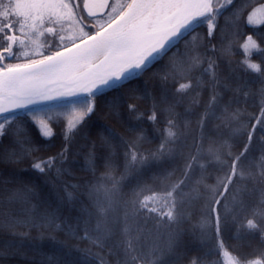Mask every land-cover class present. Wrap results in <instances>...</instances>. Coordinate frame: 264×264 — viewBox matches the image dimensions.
Returning <instances> with one entry per match:
<instances>
[{
  "label": "snow or ice",
  "instance_id": "6c2138e0",
  "mask_svg": "<svg viewBox=\"0 0 264 264\" xmlns=\"http://www.w3.org/2000/svg\"><path fill=\"white\" fill-rule=\"evenodd\" d=\"M97 6L111 9L107 19L98 17L89 8V0H83V10L87 11V15L79 16L76 12L81 8L78 0H0V165L14 166L28 161L29 167L38 173L47 176L55 172L58 182L68 157L67 143L55 156L37 157L34 141L27 130L16 123L18 110L35 120L36 113L42 109L39 106L29 108L28 105L52 99L38 85L66 77L81 91L87 92L86 96H79L70 102L82 108L79 113L73 111L67 120L70 132L94 111L98 94L141 75L155 61L167 55L172 47L177 46L178 49V43L184 40L185 50H177L175 55L180 59L174 61L170 68L172 73L187 82L180 83L176 88L179 96H173L171 100L164 94L161 96L169 114L161 143L157 149L145 152L141 148L142 132L131 140L121 138L125 145L124 170L117 177L114 173L119 165L111 155L115 134L107 130L100 137L99 147L108 153L103 161L106 171L95 182H89L80 194L86 197L87 202L77 210L75 232L73 224L58 208L39 203L34 186L19 177L0 174V233L19 237L22 242L25 238L32 239L30 231L36 229L40 233L38 239L60 242L55 235L57 232H65L73 238L76 232H80V239L89 245L80 250L85 255L95 256L98 264H161L163 257L176 254L181 241V226L189 218L186 207L190 200L185 197L183 187L193 180L199 167L200 178L194 181L192 193L194 198L204 200V209L201 219L190 230L192 236L205 244L213 255L223 253L226 264H261L260 260L247 259L240 251L244 246L242 240L231 245L224 238V233L232 225L238 237L258 232L264 243V143L260 145L258 161H250V156L246 155L252 149L256 127L259 125L264 129V80L255 92L239 83L232 87L229 77L222 75L218 59L224 60L230 73L235 71L227 58L232 40L244 35L245 25H264V3L251 12L245 11L249 7L248 0H116L115 4L110 0H100ZM221 19L227 33L221 28ZM67 21L80 26V35L68 37L70 43L65 44V36L60 35L58 29L62 31ZM205 26L206 35L201 37L198 30ZM217 33H220L222 41L229 34L232 38L219 57L216 56L217 45L211 42ZM45 35L50 37L46 45L47 53L37 52L29 57L27 51H19L20 48H27L29 42L35 43L34 36ZM189 36L191 39H186ZM37 47L45 46L37 44ZM241 48L245 55L241 62L244 70L264 76L261 65L251 61L254 53L264 54V47L252 35H247ZM21 57H25L22 62H11L20 61ZM96 60L99 64L94 63ZM100 68L104 69L103 74L95 71ZM193 73L199 75L194 76ZM168 79L169 73L165 72L162 80L167 82ZM205 86L209 99L199 116L198 126L203 133L206 121L219 120L217 129L221 126L230 131L243 129L246 142L238 154L231 151L228 141L222 137L213 139L201 135L193 145L194 151L183 155L185 133L174 110L187 97H191L189 110L199 105L200 92ZM224 90L232 93L230 100L223 99ZM72 92L69 89L61 95ZM253 96L259 98L258 115H248L246 108L239 106L241 98L246 103ZM127 108L133 114L137 112L135 104H129ZM245 117L255 120L251 130L244 123ZM148 119L157 120L155 108ZM38 127L44 137L53 134L44 120L38 122ZM6 137L10 138L7 146L2 143ZM205 140L208 144L206 148ZM261 140L264 141V137ZM96 147L93 143L88 157L93 174ZM177 153L185 163L181 176L175 182L169 183L168 176H164L160 181L164 186L143 199L141 194L148 186L138 182L131 196L124 198L121 194L124 181L137 175L150 161L171 158ZM201 161H207L213 171L223 173L217 176L215 185H204L203 195L200 185L207 176L205 164ZM12 183L18 187H7ZM76 191L75 187L68 191V186L61 184L57 189L58 199L66 206H74L76 197L73 193ZM257 194L251 216L244 215L250 207L249 201ZM34 200L37 202L33 203ZM13 204L20 207L13 210ZM226 246L233 248L237 254L231 255ZM93 249L96 251L93 252ZM19 252V245L13 247L12 242H6L0 247V258ZM191 264H198V261L193 259ZM199 264H219V261L211 260L205 254Z\"/></svg>",
  "mask_w": 264,
  "mask_h": 264
},
{
  "label": "trees",
  "instance_id": "16d2710c",
  "mask_svg": "<svg viewBox=\"0 0 264 264\" xmlns=\"http://www.w3.org/2000/svg\"><path fill=\"white\" fill-rule=\"evenodd\" d=\"M81 4V0H78ZM263 2L264 1H259ZM112 4H115L111 1ZM249 7L245 10L251 12L255 7L256 3L248 2ZM108 11L102 16L107 19ZM77 16L83 14L82 8L77 9ZM102 22V21H101ZM221 28L225 33L228 32L224 28V20H220ZM79 25L75 22L67 21L64 24L62 31L58 29L60 35L65 36V44L70 43L68 37H78L80 35ZM201 37L206 35V26L198 30ZM243 36L232 40L230 34L222 41L220 33H217L212 43L217 45L216 56L219 57L223 50L228 47L229 41L232 40L231 50L227 55V58L231 60V68L235 71L230 73L228 65L225 64L224 60L218 59L220 64L221 73L223 76H228L232 87H236L237 83L241 85H247V88L255 92L261 87V81L264 80V76L259 73H253L251 71H245L241 65V62L245 59L243 49L241 45L244 43L247 35H252L253 39L264 47V25L247 26L243 28ZM35 43H28L27 48H20L19 51L28 52V56L32 57L37 52H48L46 47L50 37L47 35L42 37H33ZM186 39L190 40L191 37ZM37 44L44 45L45 47H37ZM178 49L180 51L185 50L184 40L178 43ZM177 46L171 48V50L162 59L155 61L149 69L144 71L141 75H138L127 81H123L120 86L112 89H106L103 93L96 96L94 101V111L86 117L82 124L77 126V129L72 131L67 130V120L70 118L71 113L67 108H77L82 111L79 105H74L70 102L75 99L46 104L39 106L42 111L36 113L35 120L31 116L23 115L22 111L17 112L18 120L16 123L24 127L31 139L35 143L37 152L35 155L41 158H47L48 156H55L60 152L65 144L68 145V157L63 163V171L59 176L58 182L56 181V173L53 172L51 175H44L36 172L29 167V162L24 161L17 165H0V174L4 177H19L22 181L35 187L38 192V201L41 205L49 208H58V210L73 224V231L75 232V222L77 221V210L83 203H86V197L80 195L84 191V187L89 182H95L102 173L106 171L103 166L104 157L108 154L105 150L99 147L100 137L106 134L107 130H111L115 134V138L112 141L111 155L115 159V162L119 165L118 169L114 173L117 177L123 172L124 168V157L125 145L122 143L123 140H131L135 138L137 133H143V139L141 141V148L145 152L155 150L164 135V130L167 127L166 121L169 118V114L165 109V104L161 96L166 95L169 100L173 96H179L176 93V88L179 87L180 83L187 82L179 75H175L171 72L170 65L174 61H179V57L176 56ZM203 51V49H201ZM25 57H21L20 61L13 60L12 63L22 62ZM253 63L261 65L264 70V54L254 53L251 56ZM165 72L169 73V79L167 82L162 80ZM194 76L199 73H193ZM175 76V78H173ZM206 79V77H205ZM224 100H230L232 93L228 90L222 92ZM191 97L185 98L175 108V113L178 114V120L181 124V128L185 135L183 137V155L187 156L190 151H194L193 145L201 135L212 137H222L228 141L231 146V151L234 154H238L243 150V144L246 142V133L243 129L240 131H230L229 128L223 126L217 129V125L220 123L219 120H211L205 122L203 133L198 126V119L200 114L204 111V104L209 99V91L207 86L200 92L201 103L191 110H189V100ZM259 98L256 96L249 97L245 103L244 99L241 98V107L246 108L248 115H258ZM129 104H135L137 106V112L135 114L128 111L127 106ZM67 105V107H65ZM35 108V107H33ZM157 112V120L150 121L148 116L151 115L153 109ZM68 111V112H67ZM66 112V113H63ZM47 113V114H45ZM62 114V115H58ZM219 115V113H217ZM52 119L49 120L48 117ZM44 120L49 124L52 129V135L50 137H44L41 135V131L38 127V122ZM244 123L247 124L248 130H251V125L255 123L254 119H247L245 117ZM187 124L185 128L184 125ZM135 130V131H133ZM68 135V140L65 141V134ZM264 137V129L261 126H257L253 133V146L250 153L246 154L250 156V161H258L260 156V145L264 143L261 138ZM3 145L7 146L10 144V138H4L2 141ZM96 144V167L93 171L89 168V152L92 144ZM205 148L208 146L207 141H203ZM205 164L207 178L204 183L200 185L201 195L204 194V185H215L217 176L222 175V172L213 171V169L207 164V161H201ZM183 157L177 153L174 157L162 159L159 161H150L144 166L137 175L129 177L128 180L123 182L121 194L125 199L131 196L133 188L136 184L142 183L147 185L148 188L141 194V199L145 195H152L153 191H158L159 188L163 187L160 181L164 176H168V182H175L180 176L181 171L184 167ZM200 169L197 167L193 180L188 183L187 187H183V193L190 203L186 207L188 213V220L181 226L182 235L181 241L176 248V254H170L163 257L161 264H191L193 259L199 261L205 254L211 260H218L219 264H226V259L223 253L213 255L209 252V249L201 241L195 239L191 234V228L197 224L202 217L204 209V200L194 198L192 193V187L194 181L200 178ZM55 183V188L53 184ZM61 184L68 186V191H72V188H76V192L73 195L76 197L75 205L63 204L57 196V189L61 187ZM9 188L18 187L17 184L12 183L7 185ZM60 195H64L60 192ZM227 195V193L225 194ZM253 198L249 201V209L244 213L246 216H251L252 206L255 204ZM37 201H33L36 203ZM224 203V201H222ZM159 207V204L156 205ZM12 209L15 210L20 207L19 204H13ZM20 231H26V229H20ZM39 232L36 229L30 231L32 239L25 238L22 242L19 237H14L7 233H0V247H3L6 242H12L13 247L19 245L20 252L16 255L8 256L7 258H0V264H98L95 256L85 255L84 251L80 249H86L89 247L87 242L80 239V232H76L75 238L70 235H66L65 232H57L55 235L57 240L60 242H54L51 239H38ZM224 238L231 245L238 244L241 240L244 242V246L240 249L249 260H260L261 264H264V243L260 240L259 233H251L247 236L238 237L236 234L235 227L230 225L224 233ZM96 249H93L95 252ZM226 251L231 255L235 256L236 251L231 247L226 246ZM106 259H111L106 257Z\"/></svg>",
  "mask_w": 264,
  "mask_h": 264
},
{
  "label": "water",
  "instance_id": "95a60500",
  "mask_svg": "<svg viewBox=\"0 0 264 264\" xmlns=\"http://www.w3.org/2000/svg\"><path fill=\"white\" fill-rule=\"evenodd\" d=\"M99 3H100V0H89V8L92 11L96 12L98 17L104 15L108 9V8L98 7L97 5ZM81 7L83 10V0H82ZM83 12L85 15H87V11L83 10ZM94 63L99 64V60L94 61ZM95 71H97L100 74H103L104 69L103 68L95 69ZM38 87L46 90L48 95H50L52 99L38 101L37 105H28L29 108L43 106V105L51 104V103L68 101V100L76 99L79 96L87 95V92L81 91L80 88L76 84L72 83L66 77H59V78L53 79L52 81L42 82L38 85ZM69 89L73 90L72 94L61 95V93L67 92L69 91ZM4 103L5 105H7V101H4Z\"/></svg>",
  "mask_w": 264,
  "mask_h": 264
},
{
  "label": "rangeland",
  "instance_id": "374dc122",
  "mask_svg": "<svg viewBox=\"0 0 264 264\" xmlns=\"http://www.w3.org/2000/svg\"><path fill=\"white\" fill-rule=\"evenodd\" d=\"M111 1H113L114 3H116V0H111ZM259 1H262V0H248V2H252V3H256V5H255V7L253 8V9H255V8H258L259 7V5L261 4V3H263V2H259ZM264 1V0H263ZM252 9V10H253ZM251 10V11H252ZM258 15H261V13H258ZM67 110H69L70 111V113H72L73 111H75V112H77V113H79L80 112V110H78L77 108H74V107H72V108H67ZM68 112V111H67ZM63 113H66V112H63ZM71 117V116H70Z\"/></svg>",
  "mask_w": 264,
  "mask_h": 264
}]
</instances>
